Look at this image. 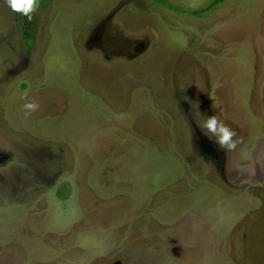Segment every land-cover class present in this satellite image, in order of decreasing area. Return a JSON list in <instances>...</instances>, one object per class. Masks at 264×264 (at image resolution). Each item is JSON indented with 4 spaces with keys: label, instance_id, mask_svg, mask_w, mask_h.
I'll list each match as a JSON object with an SVG mask.
<instances>
[{
    "label": "rangeland",
    "instance_id": "1",
    "mask_svg": "<svg viewBox=\"0 0 264 264\" xmlns=\"http://www.w3.org/2000/svg\"><path fill=\"white\" fill-rule=\"evenodd\" d=\"M31 16L0 0V264H264V0Z\"/></svg>",
    "mask_w": 264,
    "mask_h": 264
},
{
    "label": "clouds",
    "instance_id": "2",
    "mask_svg": "<svg viewBox=\"0 0 264 264\" xmlns=\"http://www.w3.org/2000/svg\"><path fill=\"white\" fill-rule=\"evenodd\" d=\"M7 6L16 13L32 18L31 14L38 7L39 0H5ZM24 116L27 118L33 112L39 109V104L35 101L26 102L23 104ZM199 113V111H197ZM201 119L196 120L201 132L210 140L216 143L220 149L230 151L236 147L237 141L233 139L236 135L235 130L230 128L215 114L208 116L199 113Z\"/></svg>",
    "mask_w": 264,
    "mask_h": 264
},
{
    "label": "trees",
    "instance_id": "3",
    "mask_svg": "<svg viewBox=\"0 0 264 264\" xmlns=\"http://www.w3.org/2000/svg\"><path fill=\"white\" fill-rule=\"evenodd\" d=\"M153 1L159 3L162 6H165V7L169 8V9L180 11L182 13L201 14V13H204V12L210 10L212 7H215L218 3H220V2H222L224 0H214L209 6H207L205 8L198 9V10H194V11L184 10V9H182L180 7H176V6L172 5L171 3H169L167 0H153ZM27 41H28L27 42L28 45L31 46V41H29V39ZM68 188H69V184L68 183H62V186L57 191L58 197H60L61 199H67L69 197V193L67 194V191H70V188L69 189Z\"/></svg>",
    "mask_w": 264,
    "mask_h": 264
},
{
    "label": "crops",
    "instance_id": "4",
    "mask_svg": "<svg viewBox=\"0 0 264 264\" xmlns=\"http://www.w3.org/2000/svg\"><path fill=\"white\" fill-rule=\"evenodd\" d=\"M70 187V186H69Z\"/></svg>",
    "mask_w": 264,
    "mask_h": 264
}]
</instances>
